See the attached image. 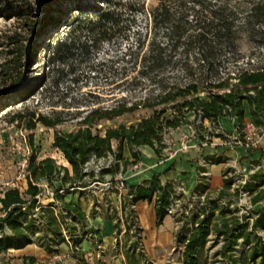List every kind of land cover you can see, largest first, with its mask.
<instances>
[{
    "label": "trees",
    "instance_id": "16d2710c",
    "mask_svg": "<svg viewBox=\"0 0 264 264\" xmlns=\"http://www.w3.org/2000/svg\"><path fill=\"white\" fill-rule=\"evenodd\" d=\"M67 1L71 3L67 12L58 8L59 0H37L35 6L24 1L13 11L17 17L26 20L36 14L34 8H38L42 14L39 21L42 29L37 36L45 33L49 26L75 23L85 27L94 41L109 39L122 17L114 8L120 5L118 0ZM156 1L149 11L153 36L141 54L139 73L142 78L153 81L160 70L169 68L184 73L185 81L159 78L154 80L159 87L154 101L145 97L141 102L122 101L108 107H91L81 115L75 130L56 131L53 147L61 152L69 168L57 165L50 157L37 160L34 154H30L25 167L26 188L20 191L17 187H6L0 196V254L31 243L41 246L47 253H54L62 243L78 247L87 237L93 244H99V230L89 226L85 212L77 204L65 201L64 195L77 190L84 193L92 181H102V175L112 176L119 171L120 163L124 172L128 165L140 159V146H149L160 155L165 147L164 134L169 130L187 123H192L199 130L204 120L218 128V118L229 117L237 118V131L240 133L246 125L247 115L252 123L264 127V62L243 66L237 59L234 62L225 60L227 54L240 53L239 39L243 35L251 42L262 41L261 47H264V0ZM103 5L105 8H101ZM143 11L140 9L139 13ZM26 25L30 29L31 24L27 22ZM32 28L36 29V26ZM8 39L13 44L11 53L14 55L2 64L4 88L0 91V102L20 98L31 90L22 81L17 67L22 55H33L36 38L28 46L23 44L21 40L24 38L17 33ZM66 46V42L57 41L52 55L60 53ZM232 67L235 70H231ZM219 71L226 74L221 75ZM200 90L203 98L198 95ZM139 105L151 109L152 114L135 125L106 127L102 134L94 128L100 121L132 112ZM157 105L167 106L156 109ZM167 110H171L170 116H164ZM190 112L193 113L192 120L186 116ZM12 119L25 121L27 129H32L36 122L47 127L62 122L54 111L51 115L30 112L26 119L24 112L17 111ZM217 136L227 138L223 131ZM125 146L132 158L130 161L123 157ZM107 153L113 155L114 161L110 167L99 171L100 177L83 171V165L91 154L104 157ZM233 170V167L224 170V185L215 195L203 193L205 186L198 184L186 196L177 190L179 185L176 182L168 181L162 185L157 175L127 187L121 203V210L125 211L126 231L130 232L133 227L131 234L135 237L137 229H140L136 226L134 208L129 205L139 200H154L156 225H160L169 215L167 208L173 199H180L183 211L173 216V220L177 224L175 243L180 246L181 264H208L205 259L207 244L210 243L211 247L219 240L221 259L218 264H264V188H261L264 185V167L250 174L241 187L234 186L235 178L228 176ZM42 181L52 191L51 201L47 204L42 203L45 195ZM241 189L249 193L254 207L248 214L238 215L237 209L230 205ZM201 194L204 200L198 204L196 196ZM188 202L192 205L185 213ZM259 202L263 205L256 208ZM112 212L111 217L116 219L113 226L118 230L117 210L113 208ZM215 213L223 215L218 222H213ZM250 218H253L252 222ZM137 243L132 239L131 248L125 252L132 261L131 253ZM239 247H247V250ZM23 259H29L31 264L35 262L32 256H23Z\"/></svg>",
    "mask_w": 264,
    "mask_h": 264
},
{
    "label": "rangeland",
    "instance_id": "374dc122",
    "mask_svg": "<svg viewBox=\"0 0 264 264\" xmlns=\"http://www.w3.org/2000/svg\"><path fill=\"white\" fill-rule=\"evenodd\" d=\"M24 1L35 6L37 0H0V91L4 88L3 76L1 75L2 64L14 55L11 53L13 44L10 43L8 36L17 33L21 38H24L21 41L26 46L32 39L36 38L33 55L30 57H27V54L22 55L19 58L20 65L17 67V72L22 76V81L29 85L31 90L20 98H10L0 102V196L6 187H17L20 191L26 188L25 167L30 154H34L37 160L50 157L57 165L69 168L61 152L53 147V135L56 131L69 132L75 130L81 115L89 108L108 107L122 101L128 103L141 102L145 97L154 101L153 97L159 88L154 80L167 78L169 81L174 79L183 82L186 78L184 73L172 71L169 68L160 70L158 76L153 77V81L142 78L139 73L141 54L153 36L149 11L156 5V0H118L120 5L114 8L118 14H121V20L119 25L112 29L110 38L102 41L91 40L87 29L83 26L79 27L75 23L70 25L71 28L69 25L49 26L45 33L37 36V33L42 29L39 22L42 14L38 8H34V13L37 15L29 16L26 20L17 17L13 11L14 7L23 4ZM58 6L60 10L67 12L71 3L67 0H59ZM101 8H105V5ZM140 9L144 11L139 13ZM27 22L31 24L29 25L31 26L30 29L26 25ZM33 26H36V29L32 28ZM57 41L66 42L67 46L53 56V47ZM261 42H251L243 35L239 39L240 53L227 54L225 60L234 62L237 59L238 64L243 66L264 62V47H261L263 46ZM141 43L140 47L139 44ZM231 70H235V68L232 67ZM219 72L221 75L226 74L224 71ZM198 95L203 98V91L200 90ZM166 106L157 105L155 108L162 109ZM138 107L132 112L113 119L102 120L95 124L94 128L102 134L106 127H117L119 124L128 127L152 114L151 109L141 105ZM17 111L24 112V119L28 117L30 112H34L35 115H51L54 111L57 118H60L62 122L53 127H47L36 122L32 129H27L25 128V121L19 122L12 119ZM170 114L171 110H167L164 116H170ZM186 116L189 120L193 119L191 112L187 113ZM221 131L228 134L220 127L213 128L206 120L202 122L199 132L196 130L197 134L202 136V140L206 142H211ZM174 132H176L175 129H172L164 134L163 141L165 144L174 150L184 145L186 149L180 150H187L189 145L184 140L186 136L183 133H177L175 138L178 140H175ZM229 135L231 134L229 133ZM219 138L224 141L231 140L230 138ZM163 149L161 153H164ZM131 164L127 166L128 170H131ZM120 166H122L121 163ZM91 168L92 170L89 172H93L95 177L101 176L98 174L100 170H93L95 169L94 164ZM233 168L234 170L229 172L228 176L234 177L235 180L237 175L241 177L247 173V170H243L241 163ZM109 177L110 175L107 174L102 175V181L109 179ZM93 179L95 178L91 180ZM41 186L45 191L51 190L44 181H42ZM102 188L103 186L100 184H90L83 192L87 195L86 198H95L94 200L97 198L100 202H104V198L115 189L104 190ZM233 199L237 211H241L242 208L245 210V207H242L246 204L243 196H236ZM50 201L51 195L45 192L42 203L47 204ZM262 205L263 203L260 202L256 206ZM100 206L98 204L96 210H100ZM94 210L91 209L86 214L89 226H92L90 219L96 212L95 210L93 214ZM121 216L124 226L118 220V223L120 221L119 231L114 229L110 237L103 231L102 235L105 240L102 243L93 244L87 237L78 247L71 249L62 247L59 252H54L50 254L49 258L35 264H123L121 253L131 248L129 242L131 239L138 242L134 248L138 254L145 252L143 247L150 252L149 256L140 257L144 264H181L180 246L176 245L174 239L166 245H148V241L145 239L149 230L145 229V232H143L144 230L141 232V229H137V235L133 237L131 234L133 227L130 232L126 231L123 213ZM112 219L114 224L115 218ZM139 225L140 222L137 220L136 226L138 228H140ZM151 230L156 229L152 226ZM209 245L210 243L207 244L205 259L208 264H218V260L221 259L220 254H218L221 241L219 240L214 246L210 247ZM239 248L240 250H247V247ZM20 262L21 260L18 258L4 260V257L0 256V264H21Z\"/></svg>",
    "mask_w": 264,
    "mask_h": 264
},
{
    "label": "crops",
    "instance_id": "0c3cea01",
    "mask_svg": "<svg viewBox=\"0 0 264 264\" xmlns=\"http://www.w3.org/2000/svg\"><path fill=\"white\" fill-rule=\"evenodd\" d=\"M246 123H252L249 115L246 117ZM218 124L221 129L230 134H234L238 126V120L237 118L219 117ZM196 130L192 123L184 124L175 129L176 132L173 133V137L175 138L177 133H183L186 136L184 140L189 145V148L187 150H180L171 157H165L164 153L157 155L149 146H140L138 148L140 150V159L137 161L138 167L134 170H128L129 168L127 167L124 171L126 186L137 185L143 180L157 175L162 185L168 181L176 182L186 196H189L198 184L205 186L203 193L207 192L210 195H215L224 185L223 170L225 168L237 167L241 163L244 171L253 172L262 164L264 140L258 147L253 148L242 145H229L224 140H220L219 136L214 137L211 142H206L202 140ZM175 140H178V138H175ZM122 154L125 159L129 161L132 159L126 146ZM261 188H264V185ZM119 195L120 193L115 190L104 198V202H100L97 198L96 200H94L95 198H86V194L80 193L77 190L66 193L64 200L77 204L85 214H88L91 209L96 210L98 204L101 205L100 210L93 211V214L94 212L95 214L92 215L93 217H91L90 223L92 227L99 230L101 235L100 243H102L105 240L102 235L103 231L109 237L114 232V220L111 216L113 214V208L117 210V214L121 209ZM256 208L258 207L256 206ZM134 213L136 219L140 222L139 227L141 232L143 230L145 232V229L149 230V234L145 239L148 241V245H166L172 242L173 239L175 240L174 230L177 229V224L171 216H165L162 223L156 225L154 200L150 202L147 200L137 201L134 204ZM221 218H223V215L215 213L213 222H218ZM152 226L156 230L152 231ZM109 237L108 239H110ZM108 242L110 243V240ZM62 247L66 249L72 248L70 243H62L58 247L57 252ZM143 251H145L142 254L143 256L150 255V252L148 250L146 251L144 247ZM125 252L121 253L123 256V264H134V261L137 262L135 264H144L140 258L142 255L138 254L135 250L131 253V256L134 257L133 261L126 256ZM50 254L53 253H47L41 246L31 243L24 247L8 249L6 252L1 253L0 256L4 257V260L18 258V260H21V264H31L30 260L23 259V256H32L35 258V262L32 264H35L36 262H42L46 258H49Z\"/></svg>",
    "mask_w": 264,
    "mask_h": 264
},
{
    "label": "built area",
    "instance_id": "2783aa9c",
    "mask_svg": "<svg viewBox=\"0 0 264 264\" xmlns=\"http://www.w3.org/2000/svg\"><path fill=\"white\" fill-rule=\"evenodd\" d=\"M200 119L198 120V122L201 121ZM224 135H226L227 138L231 139V140L225 141L229 145H242V146L253 148V147L259 146L263 142V140H264V127L257 126L254 123H246L245 127L241 130L240 133L236 129V132L234 134H231V135L224 134ZM180 149H186V146L181 145L180 148L174 150L165 144L163 152H164L165 157H171V156H174L177 153V151H179ZM113 161H114V157L111 153H107V155L104 157H96L94 154H91V156L88 158V160L83 165V171L87 172V173L89 171H91L92 170L91 167L93 164L95 167V169H93V170L98 171V170H101L103 168L110 167L111 164L113 163ZM137 167H138V164H137V162H135V163L131 164L130 169L134 170ZM260 167H264V157L262 160V164L259 165V168ZM253 172L249 171L246 174L242 175L241 177L239 175H237V178L235 180L234 185L236 187L243 186L247 182V180L249 179V175L252 174ZM90 184H100L103 186L102 189H104V190H112V189L117 190L120 193V195H119L120 203L123 202L124 196L127 194V186L125 183L124 172H122L121 166H120V170L117 171L116 173H114L112 176H110L109 179H105L104 181L94 180ZM177 190H181V188L177 187ZM62 191L63 190H59V192H62ZM45 192L48 193L49 195H52L51 190L50 191L46 190ZM238 196L239 197L243 196L246 204H244L242 206V207H245V210H243V208H242L241 211H238L237 214L238 215H242L243 213L248 214L249 210L254 207V205L251 202V197H250L249 193L247 191H244L241 189L240 194ZM127 197H130V196L128 195ZM196 198L199 201L198 204H202V202L204 200V195L203 194L198 195V196H196ZM180 203H181L180 199H173L172 203L167 208L168 212H169V216H171L173 218V216H176L180 212L183 211L182 207L180 206ZM235 204H236L235 200L233 199V203H231L230 207L237 209V208H235L236 207ZM191 205H192V203L188 202L187 207L184 208L185 213H188L187 210L191 207ZM129 206L131 208H134V205H129ZM238 207H240V206H238ZM122 213L125 217V211L123 212L120 209V211L118 212V215H119L118 220H120L122 222V226H124L123 218L121 216ZM252 220H253V218H250L251 222H252ZM120 221H119V223H120Z\"/></svg>",
    "mask_w": 264,
    "mask_h": 264
}]
</instances>
